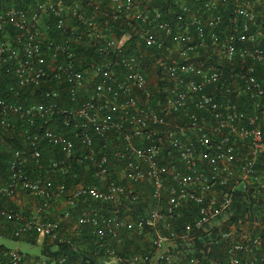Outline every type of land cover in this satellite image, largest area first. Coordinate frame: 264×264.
<instances>
[{"label": "built area", "instance_id": "2783aa9c", "mask_svg": "<svg viewBox=\"0 0 264 264\" xmlns=\"http://www.w3.org/2000/svg\"><path fill=\"white\" fill-rule=\"evenodd\" d=\"M199 1L173 27L140 0L1 1L0 198L38 203L0 215L41 256L0 264H264V0Z\"/></svg>", "mask_w": 264, "mask_h": 264}, {"label": "trees", "instance_id": "16d2710c", "mask_svg": "<svg viewBox=\"0 0 264 264\" xmlns=\"http://www.w3.org/2000/svg\"><path fill=\"white\" fill-rule=\"evenodd\" d=\"M3 1L7 5H14L16 7H25L28 3H30L32 0H0ZM142 3L140 5V9H149L151 11L158 10V12L162 15V18L164 20H167L170 22L171 26L173 27L174 22H176V14H182L184 18H186V15L191 13H194V11L201 6L200 1L198 0H140ZM149 1V2H148ZM243 1V0H241ZM228 6L225 7L221 12L223 14H228L229 11L232 10L233 0H227ZM186 8V11L184 12L181 8ZM173 23V24H172ZM133 25V24H132ZM112 28L116 31H119L117 33H123L124 31H130V25L127 22H124L122 20L117 21L113 24H111ZM192 30L193 28L190 27ZM162 40H163V47L160 49H156L155 47H146L142 42L139 43L138 47V56L140 57V63L142 67H145L146 69L150 68L151 65H155L156 73L159 71H162V65L156 64V59L163 57V60L165 61L166 53V47L171 46V38H167L164 33H162ZM158 66V67H157ZM49 156V155H48ZM7 158L8 154L4 148L0 144V176H5L4 172L8 168L7 166ZM47 158V155L45 156V159ZM2 204V203H1ZM242 204V202H241ZM103 206L97 201H91L87 200L85 203L80 202V204L75 209L78 213L82 211L84 208H90V209H99ZM240 206V204H238ZM103 210V209H102ZM244 212L238 211V215H243ZM254 214H249V220L252 219V216ZM186 221V218L183 220ZM10 235L9 238L13 240H17L12 237L11 230L9 231ZM26 241V240H23ZM47 242V241H46ZM32 244H35V239L32 240ZM127 243L126 245H128ZM2 250H5V248L0 247V252ZM7 250V249H6ZM43 252H50V249L46 248L43 250Z\"/></svg>", "mask_w": 264, "mask_h": 264}, {"label": "crops", "instance_id": "0c3cea01", "mask_svg": "<svg viewBox=\"0 0 264 264\" xmlns=\"http://www.w3.org/2000/svg\"><path fill=\"white\" fill-rule=\"evenodd\" d=\"M2 203V205L7 206L8 208H14L17 209L22 217L24 219H29L35 216V208L36 205L38 203V200L31 198L27 195H23L22 198L20 199H14V200H9V199H1L0 198V204ZM62 204L58 203L56 204V206L52 209L51 211V215L56 216L57 214L60 213V211L62 210ZM78 212L76 210L73 211V216H75ZM70 224V222H67L64 226V229ZM13 224H9L7 223L3 217L0 215V236H4L9 238L10 235L9 231L12 230L13 228ZM65 235H69L67 234V232H64Z\"/></svg>", "mask_w": 264, "mask_h": 264}, {"label": "rangeland", "instance_id": "374dc122", "mask_svg": "<svg viewBox=\"0 0 264 264\" xmlns=\"http://www.w3.org/2000/svg\"><path fill=\"white\" fill-rule=\"evenodd\" d=\"M158 58L156 59V61ZM149 77V81H151V86L154 85L156 70L155 65H151L150 68L146 69ZM24 194H21L16 199L22 198ZM0 247H3L8 250H18L20 253L24 255H30L33 257L41 256V248L39 244H30L23 240H13L4 236H0Z\"/></svg>", "mask_w": 264, "mask_h": 264}]
</instances>
